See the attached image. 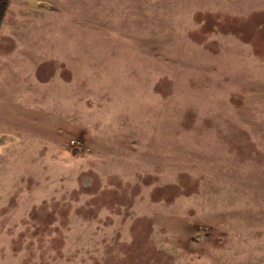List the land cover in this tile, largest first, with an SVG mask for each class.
<instances>
[{"label":"rangeland","instance_id":"374dc122","mask_svg":"<svg viewBox=\"0 0 264 264\" xmlns=\"http://www.w3.org/2000/svg\"><path fill=\"white\" fill-rule=\"evenodd\" d=\"M29 7L12 68L61 50L124 74L61 111L48 93L60 139H0V264H264V0Z\"/></svg>","mask_w":264,"mask_h":264},{"label":"crops","instance_id":"0c3cea01","mask_svg":"<svg viewBox=\"0 0 264 264\" xmlns=\"http://www.w3.org/2000/svg\"><path fill=\"white\" fill-rule=\"evenodd\" d=\"M33 1L34 0L8 1L4 14L5 16L3 20L1 19L3 22L0 23V35L3 37L0 39V44L6 45L8 42H11L14 43V47L19 49L21 46L20 48L23 49L22 51L26 52L24 49L30 46L28 41L12 40V38H17L15 34L20 31L18 28L16 29L15 27L7 30L10 32L15 31L13 35H3L1 31H5L4 25L6 22H9V20L11 21L10 16H13L14 12H16V15L22 17V15H26L30 11L35 10L29 7ZM14 4L17 5L15 10L13 9ZM22 19L23 18H21V20ZM36 28L38 30L40 29V27ZM54 44L57 46V42ZM55 46H53L54 49H56ZM0 47L2 46L0 45ZM72 47H74L73 43ZM50 55L48 61L44 56H37V58H34L31 69L22 66L23 68L16 70L10 65L12 61L11 56H13L12 51L5 53L0 52V139H46L47 136H53L55 139L59 136L60 139L63 130L62 117L58 120L55 116V119L51 122L43 118L48 108L45 103L48 93L52 92L54 97L59 96V101L53 104V110L57 112V110L61 111L62 108L60 102L62 95L65 97L76 94L85 96L89 91L94 90L96 86L98 89L102 88L103 90L116 87L118 86L117 84L110 83L111 74L113 75L115 73L113 78L117 77V79H119L120 72L124 74V71L122 72L124 68L120 69L117 67L116 72L111 73L110 71H105L103 73L104 75H101V77L98 76L100 82L95 83L93 73L88 71L90 64H88L85 70L84 65L86 61H76L78 58L74 57L73 51L67 53V51L62 52L61 50H55V52ZM119 59L120 57H118V60ZM23 60L22 63H24ZM52 60L56 66L53 74H50L48 78L40 77L43 75L40 72L42 71L43 64ZM26 64L29 66V60H27ZM77 65L83 66L80 69L85 70L86 75H79V68ZM67 70L70 72L69 79H66L67 73H64ZM69 118V123L72 125V121L75 119L71 115Z\"/></svg>","mask_w":264,"mask_h":264}]
</instances>
